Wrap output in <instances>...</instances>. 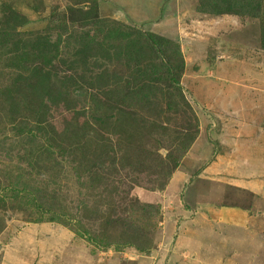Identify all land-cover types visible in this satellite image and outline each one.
<instances>
[{
	"label": "rangeland",
	"instance_id": "rangeland-1",
	"mask_svg": "<svg viewBox=\"0 0 264 264\" xmlns=\"http://www.w3.org/2000/svg\"><path fill=\"white\" fill-rule=\"evenodd\" d=\"M0 6V264H264V0Z\"/></svg>",
	"mask_w": 264,
	"mask_h": 264
},
{
	"label": "crops",
	"instance_id": "crops-1",
	"mask_svg": "<svg viewBox=\"0 0 264 264\" xmlns=\"http://www.w3.org/2000/svg\"><path fill=\"white\" fill-rule=\"evenodd\" d=\"M1 7V6H0ZM2 20H0V22H1ZM1 246V245H0ZM0 253H1V250H0Z\"/></svg>",
	"mask_w": 264,
	"mask_h": 264
},
{
	"label": "trees",
	"instance_id": "trees-1",
	"mask_svg": "<svg viewBox=\"0 0 264 264\" xmlns=\"http://www.w3.org/2000/svg\"><path fill=\"white\" fill-rule=\"evenodd\" d=\"M99 120H101L100 118H99V116L97 117Z\"/></svg>",
	"mask_w": 264,
	"mask_h": 264
},
{
	"label": "bare ground",
	"instance_id": "bare-ground-1",
	"mask_svg": "<svg viewBox=\"0 0 264 264\" xmlns=\"http://www.w3.org/2000/svg\"><path fill=\"white\" fill-rule=\"evenodd\" d=\"M0 14H1V12H0Z\"/></svg>",
	"mask_w": 264,
	"mask_h": 264
}]
</instances>
